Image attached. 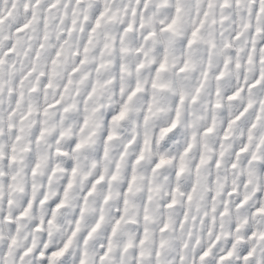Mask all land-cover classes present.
Returning a JSON list of instances; mask_svg holds the SVG:
<instances>
[{
	"label": "clouds",
	"instance_id": "1",
	"mask_svg": "<svg viewBox=\"0 0 264 264\" xmlns=\"http://www.w3.org/2000/svg\"><path fill=\"white\" fill-rule=\"evenodd\" d=\"M81 261L264 264V0H0V264Z\"/></svg>",
	"mask_w": 264,
	"mask_h": 264
},
{
	"label": "snow or ice",
	"instance_id": "2",
	"mask_svg": "<svg viewBox=\"0 0 264 264\" xmlns=\"http://www.w3.org/2000/svg\"><path fill=\"white\" fill-rule=\"evenodd\" d=\"M161 67H163V65H161ZM121 115H122V113H121ZM119 118H120L119 115L116 116V117H113V119H119ZM77 147H79V145H77ZM161 162H163V161H161ZM157 166L159 167V165H157ZM57 207H59V205H57ZM62 251H63V250H61V252H62ZM61 252H53V253H52V257H56V256L60 255ZM81 264H83V261H81Z\"/></svg>",
	"mask_w": 264,
	"mask_h": 264
}]
</instances>
